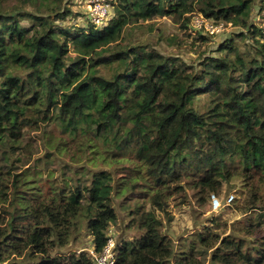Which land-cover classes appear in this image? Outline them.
I'll use <instances>...</instances> for the list:
<instances>
[{"label": "trees", "instance_id": "1", "mask_svg": "<svg viewBox=\"0 0 264 264\" xmlns=\"http://www.w3.org/2000/svg\"><path fill=\"white\" fill-rule=\"evenodd\" d=\"M262 4L112 0V17L97 27L89 18L72 24L66 0H0V264H94L85 251L58 249L86 229L100 251L117 220L114 195L123 193L143 200L128 223L140 235L118 245L115 264H264V193L255 181L264 177V37L254 23ZM194 12L239 31L197 63L133 37L158 17L186 28ZM238 38L249 40L244 50ZM45 124L60 130L51 147H75L109 169L88 170L84 185L24 188L26 173L1 161L27 129ZM233 180L244 187L242 210L260 211L248 219L250 237L201 231L175 251L159 214H169V199L186 183L202 198L219 196ZM210 249L207 262L199 258Z\"/></svg>", "mask_w": 264, "mask_h": 264}, {"label": "rangeland", "instance_id": "2", "mask_svg": "<svg viewBox=\"0 0 264 264\" xmlns=\"http://www.w3.org/2000/svg\"><path fill=\"white\" fill-rule=\"evenodd\" d=\"M66 1L75 13L72 16V24L87 25L89 23L87 16L89 0ZM254 10L256 13L257 5ZM112 12H114L113 5ZM24 24H29V21H24ZM224 24L223 31L207 36L206 41L199 40L200 33H195L189 25L183 28L179 22L169 16L148 21L135 28L132 34L135 39L147 41L165 54H175L189 63H197L203 56L218 53L216 50L218 45L239 31V28L233 25L225 22ZM237 41L242 50L249 43V40L241 38H238ZM196 104L201 110H204L207 104L206 96L198 98ZM59 133L60 130L52 124L41 125L39 129H27L21 147L12 152L8 149L9 152L5 153L9 156V160L1 161V163L5 168L12 166L15 171L26 173L27 184L24 188L41 189L43 192H48L53 186L61 185L67 181L71 186L84 185L90 175L88 170L109 169L108 164L100 160L92 162L88 155L82 154L75 147L68 153L51 147L49 138L56 137ZM24 145H29L30 155L25 151ZM2 148L7 147L2 144ZM255 181L261 188V192L264 193V177L257 176ZM186 185L185 191L177 193L169 199L167 208L169 214L159 213L163 219V232L173 240L175 251L190 245L201 231H211L221 236L231 234L250 237L245 233L248 219L253 215L255 222L258 221L260 211L255 210L250 213L242 210L244 187L241 180H233L230 185L225 187L221 195L211 194L205 198H202L195 189L189 187L188 183ZM142 201L137 193L114 195L113 202L117 220L110 224L108 234L120 242L135 240L140 235V230L136 227H129L128 223L132 218V211H134L136 203ZM94 250L93 237L86 229H81L80 233L73 237L66 246L58 249L62 253L85 251L89 255ZM211 250H203L199 258L207 262Z\"/></svg>", "mask_w": 264, "mask_h": 264}, {"label": "built area", "instance_id": "3", "mask_svg": "<svg viewBox=\"0 0 264 264\" xmlns=\"http://www.w3.org/2000/svg\"><path fill=\"white\" fill-rule=\"evenodd\" d=\"M87 16L92 24L97 27L104 26L112 17L111 0H89L87 5ZM254 23L259 27L264 37V0L263 4L257 8L254 15ZM232 25L231 23H228ZM189 26L192 30L204 35H216L223 31L224 22H217L215 19L208 18L201 12H194L190 19ZM107 244L100 251H92L91 257L94 264H115L117 259V247L121 243L112 235L108 234Z\"/></svg>", "mask_w": 264, "mask_h": 264}]
</instances>
